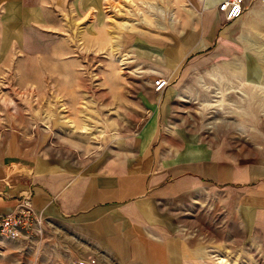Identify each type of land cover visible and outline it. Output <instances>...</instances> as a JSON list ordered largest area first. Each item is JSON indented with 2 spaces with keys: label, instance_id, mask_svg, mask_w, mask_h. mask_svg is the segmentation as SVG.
I'll use <instances>...</instances> for the list:
<instances>
[{
  "label": "rangeland",
  "instance_id": "rangeland-1",
  "mask_svg": "<svg viewBox=\"0 0 264 264\" xmlns=\"http://www.w3.org/2000/svg\"><path fill=\"white\" fill-rule=\"evenodd\" d=\"M73 1L48 16L40 47L17 46L0 23V143L28 138L61 162H102L158 102L154 82L170 71V47L186 28L199 34L203 14L218 10L216 0ZM231 50L200 66L185 86L193 93L170 107V123L190 137L173 141L226 146L242 161H264V28ZM196 209L178 225L194 252L188 264H264V230ZM8 239L0 248L16 246ZM7 261L0 257V264Z\"/></svg>",
  "mask_w": 264,
  "mask_h": 264
},
{
  "label": "crops",
  "instance_id": "crops-1",
  "mask_svg": "<svg viewBox=\"0 0 264 264\" xmlns=\"http://www.w3.org/2000/svg\"><path fill=\"white\" fill-rule=\"evenodd\" d=\"M246 4L245 14L232 22L210 10L199 34V28H186L168 50L169 87L155 90L158 102L147 107L139 129L123 137L114 157L61 162L28 138L0 143V214L15 211L30 196L42 218L41 234L33 226L13 240L16 246L0 248L6 264H188L194 252L178 225L181 215H194L197 207L264 230V161H242L234 149L202 141L175 143L173 138L190 137L169 119L170 107L193 93L185 86L200 66L224 58L230 48L235 53L240 38L264 28V0ZM66 7V0H0V23L17 46L40 47L48 16ZM9 242L0 237V243Z\"/></svg>",
  "mask_w": 264,
  "mask_h": 264
},
{
  "label": "built area",
  "instance_id": "built-area-1",
  "mask_svg": "<svg viewBox=\"0 0 264 264\" xmlns=\"http://www.w3.org/2000/svg\"><path fill=\"white\" fill-rule=\"evenodd\" d=\"M215 5L229 22L241 18L248 8L246 0H218ZM169 84L167 78L159 77L155 80L154 87L157 92H163ZM41 219V216L34 209L32 198L25 196L19 200L15 211L0 214V236L18 239L22 237L23 230L33 226L41 234Z\"/></svg>",
  "mask_w": 264,
  "mask_h": 264
},
{
  "label": "bare ground",
  "instance_id": "bare-ground-1",
  "mask_svg": "<svg viewBox=\"0 0 264 264\" xmlns=\"http://www.w3.org/2000/svg\"><path fill=\"white\" fill-rule=\"evenodd\" d=\"M218 0L215 1V3H217Z\"/></svg>",
  "mask_w": 264,
  "mask_h": 264
}]
</instances>
